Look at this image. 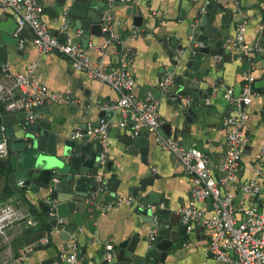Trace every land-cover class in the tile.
I'll list each match as a JSON object with an SVG mask.
<instances>
[{
	"label": "crops",
	"instance_id": "obj_1",
	"mask_svg": "<svg viewBox=\"0 0 264 264\" xmlns=\"http://www.w3.org/2000/svg\"><path fill=\"white\" fill-rule=\"evenodd\" d=\"M43 13L41 15L50 31L60 40H66L67 36L73 38V42L82 45L88 50L93 61H99L103 57L100 47L108 40L99 37L91 31L74 32L68 29L61 32L58 20L53 18L54 11L51 8L53 0H41ZM138 9L142 12V19L147 21L139 28L135 25L134 17L128 16L126 5L106 8V13L111 16L114 25L110 30L113 35L124 37L121 43H112L104 55L105 65L110 69L116 68L122 58L129 61L130 70L135 78L136 85L133 94L139 98L154 96L159 101L162 127L167 124L175 112V107L169 103L165 96L153 87H159V77L164 71L173 74L171 58L166 52L175 50L183 43L184 46L192 42L196 24V15L205 5L213 4L212 13L219 9L220 15H233L232 33L235 38L239 26L246 21L245 41L253 49L249 56L242 55L229 46L230 56H225L221 68H213L209 78L203 83L206 89L213 90L212 96L207 101V106L215 115L227 114L233 116L236 109L230 105L226 98L231 92L234 97L242 94L246 80L245 75L251 74L255 78L256 95L248 108L249 119L246 123L244 134L248 139L244 150L241 180L247 182L258 176L261 180L262 191L258 197L248 196L249 204H258L264 209V0H135ZM15 20L12 11L0 10V23L5 22L6 28H11ZM139 29L138 35H133V30ZM104 31V30H103ZM105 32V31H104ZM108 32V31H107ZM67 33V35H66ZM24 45L9 46L6 53L7 64L13 73L24 72L27 67L36 63L35 74L38 81L46 86L50 93L56 95H69L70 100L48 102L41 113L37 112L38 119H46L53 125L55 131L62 135L72 137L75 128L82 125L80 117L87 110L85 102L90 101L91 115L84 118L85 123H99L105 119L110 124L111 145L106 150L108 163H112V170H107V176L113 182L112 187L117 192L107 189L101 191L99 197L85 213V224L80 228L74 221L65 224V231L70 240L63 237V233L56 234L54 228L45 229L40 219L35 215L40 212L44 217L37 195L32 191L24 190L14 179L9 159H0V206L8 203L19 207H25L31 211L30 219L13 224L0 237V264H10L13 260L25 256L23 264H63L60 262L61 253H70L69 243H76L81 251V264H104L105 245L112 243L115 248L118 244L137 237L138 247L136 256L148 258L147 264H227L207 254L209 233L197 226L193 231L180 230L182 224L178 212L187 205L191 198V183L184 168L177 162L174 155L162 149L149 135L143 137V143L149 146L131 153L133 149L132 138L134 124L131 119L127 126L120 111L106 109L107 104L115 103L120 99V94L110 85L96 81L86 73L76 70L71 61L58 54L42 55L34 44V37L22 39ZM86 41L89 46L86 47ZM243 57V58H241ZM176 59V58H175ZM221 63V58H217ZM165 69V70H164ZM172 73V74H170ZM171 77V76H170ZM75 95V100H72ZM190 100L189 98L186 101ZM100 103L97 106V103ZM108 111V117L102 118L100 112ZM14 113H0L4 119ZM217 118H204V122L195 123L191 129L185 130L183 136L175 138V134L169 136L161 127V131L167 137L176 139L186 148L195 147L203 151L210 158L212 169L216 174L224 159L226 152V139L231 126ZM84 124V123H83ZM175 133L174 127L172 133ZM129 144V145H128ZM145 152L144 159L141 154ZM11 155V153H10ZM112 177L110 178V176ZM147 175L155 177L154 186L148 191H155L154 201L164 204L165 209L161 213V219L165 227L173 224L176 228L171 234V239H163L149 248V233L152 221L139 210L138 204L123 203L114 204L118 197L131 195H146L137 192L141 182ZM237 198H241L240 192ZM162 201V202H160ZM113 204V207H109ZM206 217L212 214L211 201L200 204ZM146 219V220H144ZM48 239L49 243L41 241ZM35 245L32 252L27 249ZM151 259H153L151 261ZM156 262V263H154Z\"/></svg>",
	"mask_w": 264,
	"mask_h": 264
},
{
	"label": "built area",
	"instance_id": "obj_2",
	"mask_svg": "<svg viewBox=\"0 0 264 264\" xmlns=\"http://www.w3.org/2000/svg\"><path fill=\"white\" fill-rule=\"evenodd\" d=\"M39 1L0 0V10L2 12L12 11L20 29L30 28L34 44L42 55L58 53L68 58L76 70L113 87L120 94V99L115 103L105 105L106 109L122 113L124 118L122 127L127 126L129 119L132 120L134 124L132 138L146 132L162 149L174 155L191 183L190 201L180 209L178 215L181 222L186 225L187 232L193 231L197 226H202L208 231L207 254L227 264H264V209H261L258 204L247 202L248 196L256 198L262 191L261 180L258 177L260 172L257 173L256 178L247 182H243L240 176L244 150L248 142L244 134L249 119L248 108L256 95L255 78L251 74L245 75L246 83L239 97H234L231 92L226 95L237 113L226 120V124L231 126V129L227 134L225 156L219 165V173L216 174L207 154L195 147L186 148L176 139L163 134L159 101L152 95L139 98L133 94L136 81L126 58H122L116 68L110 69L105 65L103 58L106 50L112 43L123 42L122 35L111 34V37L99 49L103 58L93 61L88 50L82 45L75 44L73 38L67 36V39L63 41L50 31L41 17L43 7L39 5ZM113 25L111 16H108L105 18L103 30L110 31ZM246 26L247 22L244 21L239 26L235 38L230 40L229 46L241 52L242 55L249 56L253 48L245 41ZM68 29L69 27L64 25L61 32L65 33ZM138 32L139 29L133 30V35H138ZM35 70L36 63H33L24 72L13 73L7 64L0 61V113L25 112L27 122L34 123L38 119L36 111L48 102L71 99L69 95L59 96L50 93L48 88L38 81ZM170 84L171 77L161 83L160 87L165 90ZM110 129V124L102 119L98 127H90L88 130V134L103 149L100 156L103 171L107 170L106 150L111 145ZM83 135L81 127H77L72 133V139H81ZM9 157L10 150L5 140L0 143V159ZM103 178V175L98 177L100 181ZM238 192L241 194L240 199L237 198ZM208 200L212 205L210 217H206L200 208V204ZM139 202L140 196L131 195L118 197L114 204H138ZM109 207H113V204ZM164 209V204L150 206L153 217L149 233L151 250L157 243L160 230L165 227L161 219ZM30 215L29 209L12 203L0 206V237L4 236L7 229L15 223L23 220L32 222ZM65 224L64 219L60 218L54 232L63 233ZM41 243L47 244L49 240L44 239ZM68 245L71 252L61 253L60 262L81 264V251L78 245L73 242ZM34 247L35 245L30 246L27 252H32ZM114 252L115 246L107 243L105 260L111 261ZM24 260L25 256L13 260L10 264H23Z\"/></svg>",
	"mask_w": 264,
	"mask_h": 264
},
{
	"label": "water",
	"instance_id": "obj_3",
	"mask_svg": "<svg viewBox=\"0 0 264 264\" xmlns=\"http://www.w3.org/2000/svg\"><path fill=\"white\" fill-rule=\"evenodd\" d=\"M42 1L39 5L42 6ZM126 5L127 15L133 16L135 25L139 28L144 22L142 12L137 7L135 0H53V18L58 20L60 26L67 25L74 32L91 31L99 37H111V31L104 32L105 18L108 15L106 8ZM43 7V6H42ZM213 4L205 5L195 17L199 23L193 32V40L189 44H179L175 50L168 49L167 55L172 59L171 66L173 74L164 71L159 78V84L171 76V84L163 90L160 86L153 87V91L165 96L169 103L175 107V112L170 121L163 125V129L169 136L175 134L177 139L184 135V131L191 129L195 123L204 122V118H217L221 123L230 116L227 114L215 115L207 106L208 99L213 90H205L203 83L209 78L213 68H221L225 56H230L229 42L232 33L233 15H222L218 10L212 13ZM5 22L0 23V61L5 63L6 53L9 46L24 45L21 40L28 39L31 35L29 27L19 28L16 21L12 27L6 28ZM89 46L86 41V47ZM176 58V59H175ZM221 58V63H217ZM190 99L186 101V99ZM75 100V95H72ZM97 106L100 105L98 102ZM85 110L80 117L83 120L80 126L83 137L75 140L72 137L57 132L46 119H37L34 123H28L27 113H15L8 115L5 119L0 117V143L8 142L10 157L9 164L14 173V179L24 190L33 191L38 197L39 206L44 215V221L53 227L57 226L60 218L64 222L74 221L80 228L85 224V213L99 197L101 191L106 189L117 192L113 188V182L107 176V170H112V163L107 164V170L103 171L100 165L102 147L97 145L94 138L88 134L90 127H98L99 123H85L84 118L91 115V103L85 102ZM43 107L36 112L41 113ZM110 112L104 110L99 116L108 117ZM174 131L172 133V129ZM146 132H142L133 141L131 153H137L141 147L148 152L149 146L143 143ZM129 145V144H128ZM145 152L142 151L143 159ZM144 159V163H145ZM104 173V174H103ZM104 176L103 180L98 179ZM112 175L110 176V178ZM155 177L147 175L141 182L137 192L146 193L140 196L139 210L144 216L153 222L150 206L159 204L154 201L155 191H148L154 186ZM162 202V201H160ZM146 220V219H144ZM183 224V223H182ZM61 228V227H59ZM176 228L173 224L170 228H162L157 239L159 244L163 239H171V234ZM180 230L186 231V225H181ZM66 240L70 236L66 233ZM138 238H130L115 248L114 257L111 261L105 260L104 264H147V258L136 256ZM156 263V262H154Z\"/></svg>",
	"mask_w": 264,
	"mask_h": 264
},
{
	"label": "trees",
	"instance_id": "obj_4",
	"mask_svg": "<svg viewBox=\"0 0 264 264\" xmlns=\"http://www.w3.org/2000/svg\"><path fill=\"white\" fill-rule=\"evenodd\" d=\"M2 113H4V112H2ZM35 215L40 219V222L44 225L45 229H50V224H48L44 221V217H42V214L40 212H38V214L35 213Z\"/></svg>",
	"mask_w": 264,
	"mask_h": 264
}]
</instances>
